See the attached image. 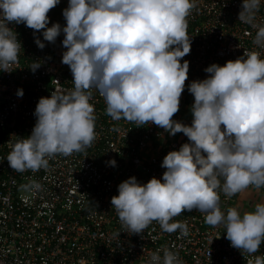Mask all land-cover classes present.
<instances>
[{
	"label": "clouds",
	"instance_id": "1",
	"mask_svg": "<svg viewBox=\"0 0 264 264\" xmlns=\"http://www.w3.org/2000/svg\"><path fill=\"white\" fill-rule=\"evenodd\" d=\"M59 3L0 0V71L9 72L22 47L8 25L25 24L35 30L34 42L41 50L46 45L36 33L43 30V40L51 43L64 34L67 50L62 63L74 78V90L54 91L50 98L39 99L35 126L30 136L12 146L10 167L16 172L38 171L48 167L53 155L68 156L90 147L96 138V117L88 90L94 88L114 120L154 123L169 135L183 133L190 141L163 158V182L152 178L141 184L131 177L118 185L111 204L131 233H142L156 220L163 231L179 229L187 236V224L169 221L197 209L206 214V223L226 228L233 248L257 252L264 242V203L243 215L237 208L225 214L217 190L232 196L250 185L264 186V59L245 52L224 66L214 63L205 68L207 77L187 86L194 96L188 126L172 117L179 111L188 79L189 61L181 60L191 51L187 16L195 0H69L62 13L66 26L48 27V13ZM259 4L260 0H243L239 21L253 24ZM254 42L264 43V27L258 28ZM40 66L34 62L33 73ZM16 95L22 98L23 89L18 88ZM107 163L116 166L115 160ZM150 264L180 261L177 253L164 249L163 258L152 253ZM255 264H264V255L255 257Z\"/></svg>",
	"mask_w": 264,
	"mask_h": 264
},
{
	"label": "built area",
	"instance_id": "2",
	"mask_svg": "<svg viewBox=\"0 0 264 264\" xmlns=\"http://www.w3.org/2000/svg\"><path fill=\"white\" fill-rule=\"evenodd\" d=\"M68 2L60 0L49 11L48 27L53 23L66 26L62 13ZM242 3L195 0L187 16L191 51L181 60L189 61L188 79L172 119L191 126L194 96L187 86L206 78L208 66H224L245 52L264 59V43L254 42L258 28L264 27V0L253 24L239 21ZM8 27L17 33L22 47L9 72L0 71V264H80L82 260L84 264H150L152 253L159 252L163 258L164 249L177 253L180 264H255V257L264 255V242L255 253L233 248L226 228L206 223V214L197 209L169 221L187 224V236L179 229L163 231L156 220L142 233L132 234L111 204L112 197L118 196V185L131 177L141 184L152 178L163 182V158L190 141L183 133L171 136L154 123L114 120L106 112L104 97L94 88L88 90L96 117L91 146L68 156L53 155L48 167L38 171H14L7 157L19 139L31 135L39 99L50 98L54 91L74 90V78L62 63L67 50L62 45L63 33L55 43L43 40V30L36 33L46 45L41 50L34 42L35 30L25 24ZM34 62L41 66L33 73ZM18 88L23 89L22 98L16 95ZM110 160L116 161L115 167L107 163ZM34 183L41 186L39 190L32 187ZM247 189L264 193V186ZM217 191L222 212L235 208L239 192L227 196Z\"/></svg>",
	"mask_w": 264,
	"mask_h": 264
},
{
	"label": "rangeland",
	"instance_id": "3",
	"mask_svg": "<svg viewBox=\"0 0 264 264\" xmlns=\"http://www.w3.org/2000/svg\"><path fill=\"white\" fill-rule=\"evenodd\" d=\"M258 203H264V193H260V192L253 193L247 188L243 190L242 201L237 203V198H236V208L241 213V215H243V213L245 212H253L255 210V205Z\"/></svg>",
	"mask_w": 264,
	"mask_h": 264
},
{
	"label": "crops",
	"instance_id": "4",
	"mask_svg": "<svg viewBox=\"0 0 264 264\" xmlns=\"http://www.w3.org/2000/svg\"><path fill=\"white\" fill-rule=\"evenodd\" d=\"M238 194H239V195H238V197H237V203H239L240 201L243 200V190L240 191ZM235 208H236V202H235Z\"/></svg>",
	"mask_w": 264,
	"mask_h": 264
},
{
	"label": "flooded vegetation",
	"instance_id": "5",
	"mask_svg": "<svg viewBox=\"0 0 264 264\" xmlns=\"http://www.w3.org/2000/svg\"><path fill=\"white\" fill-rule=\"evenodd\" d=\"M253 192V191H252ZM253 193H255V192H253Z\"/></svg>",
	"mask_w": 264,
	"mask_h": 264
}]
</instances>
